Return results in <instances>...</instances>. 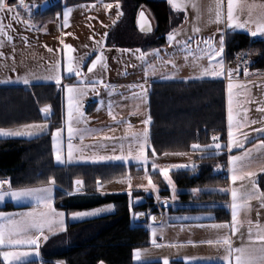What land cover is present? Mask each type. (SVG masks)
<instances>
[{"label": "trees", "instance_id": "obj_1", "mask_svg": "<svg viewBox=\"0 0 264 264\" xmlns=\"http://www.w3.org/2000/svg\"><path fill=\"white\" fill-rule=\"evenodd\" d=\"M16 0H7L15 2ZM97 0L55 1L42 9L32 11L34 19H51L60 15L63 8L81 2ZM115 1L122 10L121 19L106 36L107 46L140 47L143 50L162 46L166 34L183 21V14L174 12L164 0H100ZM146 8L154 19L155 26L149 34L137 31L135 18L140 9ZM144 10V9H143ZM252 51L257 56L250 70H264V37L252 38L248 33L236 30L226 33L225 60L233 62L242 51ZM75 78L63 77L56 83H35L30 86H0V128H11L23 124L44 121L48 132L38 137H0V180L10 181V187L39 185L55 180L54 206L69 211L91 209L111 204L113 211L101 216L66 223L65 230L48 236L40 246L41 259L17 264H134L132 251L137 247L149 246L147 228L134 221L137 211H157L154 199L140 190L127 193H100L95 190L96 182L116 180L125 175H142L145 169L134 163L57 164L53 160L50 131L64 125V99L62 87L75 83ZM58 87V89H57ZM50 107V115L44 117L41 109ZM149 125V148L152 158L165 153L193 151V144H210V134L219 135L222 145L226 143V96L223 80L160 81L150 84L147 95ZM226 146L213 158L197 156V166L173 169L170 175L174 184L182 191L181 200L207 202L192 204L183 209L207 210L214 221H227L226 192L216 191L228 185ZM219 166V171H217ZM148 174L156 181L159 195L169 190L159 172L150 169ZM82 181L84 191L74 195V181ZM259 182L264 186V173ZM192 189H199L193 193ZM136 196L144 201L132 205ZM22 206L5 202L0 210L8 211ZM0 247V251H1ZM0 264H4L0 257ZM141 264H161L147 262ZM169 264H182L171 261Z\"/></svg>", "mask_w": 264, "mask_h": 264}, {"label": "crops", "instance_id": "obj_2", "mask_svg": "<svg viewBox=\"0 0 264 264\" xmlns=\"http://www.w3.org/2000/svg\"><path fill=\"white\" fill-rule=\"evenodd\" d=\"M58 0H24V5L16 7L13 13L0 12V23L5 25L4 33L0 34V81H16L17 77H24L29 75L32 77H44L49 74V69L55 65L59 60L61 63V75L67 77L63 73V64L65 59L66 49L64 45H71L74 49L70 55L74 57L83 56L84 62L81 65L82 73L87 74L89 79H95L98 81H103V83H98L96 85L97 89H100L99 94H109L110 91H119L120 86L124 89L134 88L133 90L141 92V88L137 85H144L147 88V95L149 91L150 84L153 82L160 81H190V80H223L225 83V96H226V143L228 141V99H229V75H227V69L231 64L227 63L224 54V73L220 77H204L202 79H192V77H198L201 75V69L207 68L204 64L209 63L206 56L188 55L187 52L182 51L179 46L175 44L169 45L167 41V34L173 30L178 31L179 35L176 37L177 40H181L184 35L180 32L186 30V25L184 24V19L182 22L177 24L175 27L170 29L166 34V42L159 47H154L151 49L143 50L140 47H114L107 46L105 43L106 36L108 32L115 26V24L122 17V10L119 5V9L116 5L119 4L115 1L105 2V1H93V2H81L77 4H72L65 6L60 15H56L51 19L40 20L31 18L28 13L25 12V5H31L32 9H42L52 4ZM63 1V0H60ZM168 3V0H164ZM195 1V0H194ZM10 6L19 5V0L15 2H7ZM106 5H111V7H105ZM168 5L174 12H180L185 16L183 11H179L178 8H173L169 3ZM196 5L198 6L199 12H203V4L201 0H196ZM234 13H237V18L241 21L246 19H257L264 16V0H234L233 4ZM68 24L64 23V12L69 10ZM146 12V9L143 8ZM121 15H117V12ZM18 14V15H17ZM146 14L151 13L147 10ZM16 15L17 19H12V16ZM152 16V15H151ZM149 17V16H148ZM243 17V18H242ZM150 18V17H149ZM27 21V24L25 23ZM255 24H249L243 29H234L231 31L240 30L246 33H250L251 30H255ZM227 33V32H226ZM250 35V34H249ZM251 36V35H250ZM10 37V39H9ZM252 37V36H251ZM264 36H257L252 38H263ZM26 38V40L24 39ZM102 41V45H98L97 42ZM193 48V45L191 43ZM48 49H52L51 52ZM140 49L141 52L151 53L153 49L160 50V59H157L155 55H149L146 57L147 64L141 62L137 59L139 53L135 50ZM130 50V51H126ZM103 53L105 56L106 68L97 67L94 73H87V68L91 64L92 60L95 59L96 55ZM187 56V59L185 57ZM171 61V63L167 62ZM175 64V67H173ZM148 65L155 66V73L153 74L152 68H148ZM215 66V64H214ZM148 70L147 76H145V70ZM248 75L240 74L238 81L241 83L250 82V87H236L235 94L237 97L243 98L244 94L248 98L249 102L252 103L253 107L256 108L257 114L250 115L249 121H256V123H249V130L243 131L248 134V140L244 144V149L234 148L231 152L226 147L227 153L229 155L237 154L240 155L245 149L253 147L261 140H264V134L257 133L253 129H258L264 127V113L258 111V108L264 107V70H249ZM174 76V79L168 80L164 79L166 76ZM75 78V83H77V77ZM238 77L237 75H231V78ZM55 83L54 80H32L31 84L35 83ZM232 82V81H231ZM28 85V86H30ZM69 85V84H67ZM242 84L240 86H244ZM0 86H24L22 83H0ZM91 89V87L89 86ZM243 90H240L242 89ZM65 90V89H64ZM97 95V94H96ZM87 100V101H86ZM99 97H96L92 93L87 97H84L82 101V111L86 124H79L78 128H97L100 131L93 132V135L85 133L86 137H98L104 138L117 137L118 135V120L109 117V114L98 116L95 118L99 107ZM147 96L145 98V110L147 115ZM115 107V106H114ZM44 108V107H43ZM68 107L65 106V110ZM51 111L47 114L43 113L44 117H48ZM67 113V112H65ZM109 117V119H108ZM65 120V115H64ZM111 127V129H107ZM242 138V137H241ZM76 141L80 139L79 135L74 138ZM72 138V142L74 140ZM249 146V147H247ZM148 148V147H147ZM165 155V154H164ZM228 155V156H229ZM251 157H253L251 155ZM250 157V158H251ZM163 158L158 156L155 159ZM94 162L79 163L70 162L64 164H93ZM111 163H134V162H111ZM150 163V169L151 164ZM160 163V162H158ZM161 163H164L161 161ZM139 167H142L140 163L135 162ZM144 168V167H142ZM146 169V167H145ZM148 171V169H147ZM157 172H159L157 170ZM243 172H248V170L243 169ZM256 175L261 174L260 168L253 170ZM145 172L143 173V175ZM227 175H228V185L224 189L230 190L235 186V188L241 191L252 190V179L245 176L243 180H237L235 182L229 179L231 173L229 172L228 157H227ZM127 181L132 182L133 178L127 176ZM6 180H0L3 182ZM258 183V181L256 180ZM99 184V190L98 189ZM156 184V183H155ZM157 185V184H156ZM120 185L114 187H106L104 183L100 181L96 182L95 190L100 193H127L129 194L134 190H143L147 185L139 183L132 184L131 186H126L119 188ZM158 187V185H157ZM169 187V186H168ZM258 187V185H257ZM9 188L8 184L0 185V190ZM55 189V187H54ZM159 189V188H158ZM85 189L82 185L81 190L78 193L83 192ZM182 189H176L175 195L178 196ZM73 192H76L74 185ZM228 198L226 201L228 210L227 221H214L213 215L207 210H187L183 209L186 206L192 204H204L207 202H199L194 200H181L177 201L172 199L173 192L169 189L168 194L164 196L159 195L151 191L145 192L146 195L152 196L154 199V206L158 209L157 211H137L134 214V221L143 224L149 233V246L137 247L134 250L139 249L143 258L139 261L133 259L132 251V262L134 264H141L147 262H160L163 264V260L167 258L169 262L178 261L182 264H225V257L227 256L226 248L222 244L216 243L218 238L228 236L232 247L239 248L241 246H253L258 247L259 241L256 240L257 236V225H259V217L255 219L254 214H252L253 209L256 205L248 204L247 208L241 209L237 220V230L233 234L231 228L225 229H214L209 227L212 224L228 223L231 225V195L230 191H226ZM159 196V201L156 197ZM9 201V200H7ZM5 201V202H7ZM144 199L142 197H135L131 201L132 205H138L142 203ZM167 201L165 204L164 202ZM192 201L193 203H187ZM10 202V201H9ZM3 205L0 204V206ZM29 205L28 203L19 204L17 206ZM113 208V206H112ZM113 211V210H112ZM174 211H183L184 213H196L202 215L201 217H191V218H179L175 217ZM252 211V212H251ZM137 214H140L137 216ZM101 216V215H98ZM97 217V216H96ZM155 218L154 220L152 218ZM92 218V217H89ZM87 219V218H85ZM83 220V219H82ZM75 222L68 220L65 222ZM203 225V226H201ZM264 227V224L260 225ZM153 229H155V235H153ZM251 230V239H250ZM153 240H155L157 245L161 247H156L153 245ZM44 239H40L42 244ZM212 241V243H209ZM253 241H256L253 243ZM40 244V245H41ZM3 248V246H0ZM38 259H41L39 256ZM35 259V260H38ZM56 264H64L61 261H57ZM232 264H235L234 257L232 258Z\"/></svg>", "mask_w": 264, "mask_h": 264}, {"label": "snow or ice", "instance_id": "obj_3", "mask_svg": "<svg viewBox=\"0 0 264 264\" xmlns=\"http://www.w3.org/2000/svg\"><path fill=\"white\" fill-rule=\"evenodd\" d=\"M168 3L173 8L181 7L180 4L177 3V0H168ZM234 0H228L227 5V17H226V29H243L246 28L249 24H255V31H250V35L252 37H257L258 35L264 36V16L257 18L255 20L249 18L246 20H239L234 15V8H233ZM24 5V0H19V5L10 6L6 3V0H0V12H8L13 13L16 7ZM195 7V5H193ZM107 7H111V5H106ZM116 8L119 9V4L116 5ZM69 10L64 12V23L65 25L68 24V17H69ZM18 15V14H17ZM117 15H121L119 11ZM144 13L141 12L138 18V25L140 26L141 31L150 32L151 28L147 24V21L141 22ZM12 19H17V16H12ZM224 20V15L221 10V3L220 0H217L216 9H215V19L214 22L219 24ZM212 22V21H210ZM27 24V21H25ZM5 25L0 23V34L4 33ZM194 32H199L198 28L193 29ZM218 31H220L218 29ZM107 35V34H105ZM179 33L176 30H173L167 34V41L169 45L175 44L179 46L182 51L188 53V55H192L193 49L191 43L193 41V37H188L187 40L181 41L177 40L176 37ZM10 39V37H9ZM26 40V38H24ZM98 45H102V41L97 42ZM196 51L201 53V56H206L209 61V65L207 68L201 69V75L198 77H192V79H202L206 76L212 77H220L223 75L225 69L223 67V63L216 64L217 58H220L222 61L223 53L226 47V33L220 32V40L218 42L219 47L217 48L216 43L214 42L212 37H209L206 40H196ZM203 44V47H201ZM66 49L65 52V59L63 64V73L67 77H72L75 75L77 79L76 84H69L64 85V89L67 93L68 98V112H67V131L69 136V144H68V162H71L73 159V150L74 146L71 143V140L74 135H79L81 140L84 137L85 133H92L100 131L99 129H89L86 126L83 128L74 127V125L78 124H86L84 119V113L81 111L82 108V101L85 96H87L89 91V86L91 87V91L93 93L99 94L97 92L96 85L98 83H103V81H98L95 79H89L87 74L82 73L81 65L84 62V57H74L70 55L71 52L74 51L71 45H64ZM49 52L52 49H48ZM130 51V50H126ZM136 53H139L137 59L141 62L147 64L146 57L149 55H155L157 59H160V50L153 49L151 53L141 52L140 49L135 50ZM2 55V54H0ZM105 56L101 52L100 54L96 55L95 59L92 60L91 64L87 68V73H94L97 67L106 68L105 63ZM187 59V56L185 57ZM171 63V61H167ZM245 64L249 63L248 61H244ZM215 64V66H214ZM175 67V64H173ZM148 68H152L153 74L155 73V66L148 65ZM234 71H239V66L237 69L228 68L227 72L229 73V83H228V90H229V99H228V141H227V149L231 152L234 148L236 149H244V144L248 140V134L246 132L242 133L240 130L248 126L249 123H256V121H249L247 118V109H244V118L241 120L239 117L241 113L236 111L233 108V99H232V89L234 87H242L240 85H234L231 82V74ZM148 70H145V76H147ZM245 75H248L247 71L245 70ZM174 76H166L164 79H174ZM32 80L40 81H52L54 80L57 85H60L62 82V75H61V63L58 60L55 65H53L49 69V74L44 77H32L29 78V75H25L24 77H17L16 81L8 80V81H0V83H22L25 86L30 85ZM137 87L141 88L140 97L141 99L146 98L147 96V88L144 85H137ZM112 95V92H109V96ZM109 115H112V102L109 101L108 103ZM258 111L264 113V107L258 108ZM41 112L47 114L50 112V107L45 106L41 109ZM113 120L116 119L114 115H112ZM142 123L145 125L142 132H131L130 135L132 137L133 142L136 145L135 152L131 145L128 148V154L124 155V145H120L121 155H114V156H101L96 155L91 157L92 162L100 163L104 161H129L133 160L137 163L147 165L149 163V157L146 154L145 149L149 146V128L148 125L151 123V117L144 119ZM48 127L47 124H30L25 125L24 130H11V129H3L0 128V137L9 138V137H38L44 133V130ZM131 125H129V128ZM253 131L257 133L264 134V127L253 129ZM60 132L59 129L52 133L53 139V155L54 159L57 163L63 164L65 163L62 150L56 146V141L58 139V133ZM242 137V138H241ZM104 139H116L115 137H108L105 136ZM123 139V138H121ZM212 143L200 145V144H193L191 148L194 152H199L201 154V159L205 158H213L220 154V151L225 145L219 143L218 136L211 137ZM264 149V140H261L259 143L253 146L252 149H245L242 154L240 155H229L228 156V165H229V172L231 173L229 179L233 182L237 180H243L245 176L252 177V190L251 191H241L235 187L228 189H219L216 191L226 192L230 191L231 195V225L228 223H220V224H212L209 227L214 229H225L231 228L232 233L234 234L237 230V217L241 209L247 208L248 204L247 201L251 199H257L264 201V192H261L257 187V182L254 179L255 173L254 172H243V169L249 167L250 157L252 152L255 150ZM176 155H183L184 153H174ZM156 153L153 149L152 156L155 157ZM167 155V153H165ZM152 171L156 172L159 171L160 175L163 177L164 181L168 184L171 191L173 192L172 199H176V188L174 186V181L170 178V171L173 169H187L191 167L195 169L197 166L193 163L191 165H170L166 168H159V166L152 162L151 164ZM217 171H219V166H217ZM261 172H264V167L260 168ZM145 176L148 178V185L144 187V191L158 193L159 189L155 183H153L151 176L148 174L147 169H145ZM76 192L75 193H65L66 195H74L78 193L82 188V181L75 180L74 182ZM8 184L9 190H0V201H4L6 197H10L14 202H27L31 201L34 202L38 207H40L41 211H36L33 209L28 212L23 213H14V214H4L0 213V218L7 221V223H0V246L9 247V248H17L20 246L27 245L28 247L37 249L36 251H0V257H3L6 264H16V262L22 261L29 256H40V252L38 251L39 248V241L40 239L47 240L48 236L45 235V231L48 233H55L56 231H64L65 228L64 220L66 217V213L58 212L54 207V187H55V180L52 177H49L47 186L43 187H34V188H20L16 190L10 189V181H3L0 182V185ZM99 190V184L98 189ZM193 193L197 191H201L199 189H192ZM157 201H159V196L156 197ZM165 204L167 201L164 202ZM264 206V203H262ZM111 210V206L104 207V208H97L92 211H84V212H76L71 214L72 221H79L89 217H96L103 213H106ZM140 214H137L139 216ZM14 217H19V219H15ZM135 218V217H134ZM155 219L154 217L152 218ZM203 226V225H201ZM257 236L256 240L259 241L258 247L253 246H241L239 248H233L231 241L228 236H224L222 238H218L216 243L222 244L226 248L227 256L225 257V264H232V258L235 259V264H264V227L257 225ZM153 235H155V229H153ZM23 236V239L17 238ZM250 239H251V230H250ZM256 241H253L255 243ZM212 243V241H209ZM153 245L156 247H161V245H157L155 240H153ZM143 258L141 251L139 249L133 251V259L134 260H141ZM103 264V262H101ZM163 264H169V260L165 258L163 260Z\"/></svg>", "mask_w": 264, "mask_h": 264}, {"label": "rangeland", "instance_id": "obj_4", "mask_svg": "<svg viewBox=\"0 0 264 264\" xmlns=\"http://www.w3.org/2000/svg\"><path fill=\"white\" fill-rule=\"evenodd\" d=\"M202 4H203V12H199L198 10V6L196 5V0H177V3L181 5V7L178 8L179 11H183L185 16L183 17L184 19V24L187 26L186 30L180 32L184 35V37L181 39V41L187 40L188 37H193V41H192V45H193V52L195 55H200L201 53H199L198 51H196V44L195 41L196 40H206L209 37H212L214 42L216 43L217 48L219 47V40H220V32H230L231 30L234 29H226V17H227V5H228V0H220L221 3V10L223 12L224 15V20L217 24L214 22L215 19V9H216V3L217 0H201ZM195 5V7L193 6ZM25 12L28 13L30 15V13H32V11H34L35 9L31 7V5H25L24 7ZM146 9V8H145ZM147 12V9H146ZM234 15L237 17V13H234ZM148 16L150 17L153 27L155 26L154 23V19L153 17L148 14ZM243 18V17H242ZM42 20H46V19H42ZM212 21V22H210ZM175 27V26H174ZM194 28H198L200 31L199 32H194L193 29ZM218 29L220 31H218ZM256 30V29H255ZM255 30H251V31H255ZM244 31V30H243ZM178 32V31H177ZM260 35H258L259 37ZM201 47H203V44H201ZM242 52H246L249 54L250 56V60L253 62V60L255 59V57L257 56L254 52L252 51H242ZM238 55L235 56V59L233 60V62L229 63L231 64V66L229 68L232 69H236L234 67V63L237 59ZM223 63L224 64V53H223V58L222 61L220 58H217L216 60V64L219 63ZM206 67H208L209 63H205L204 64ZM227 75H229V73L227 72ZM231 75H237L238 77H233L231 78V81L234 85H242L245 84L244 86H242L243 88L245 87H250V82H244L241 83V81H238L237 79H239V72L234 71ZM206 77H211V76H206ZM236 87H234L232 89V99H233V108L236 111H239L241 113L240 115V119L243 120L244 118V109H247V118H250V115H256L258 112L257 110H255L256 108L253 107L252 103L249 102L248 98L245 96H243V98L241 96H239L240 98L237 97V94H235ZM240 89V90H243ZM134 88H128V89H124L122 88V86H120V90L119 91H110L112 92V95L109 96V94H98L96 95V93H93L91 91V89L89 88L88 94H93L96 97H99V107H98V111L97 114L95 116V118H97L98 116L102 117V115L105 114H109V109H108V103L109 101L112 102V115H114L116 117V119L118 120V135L116 137V139H104V138H98V137H83V139L81 140V138L79 140H75V136H73V142L71 141V143L74 146V150H73V159L71 162H79V163H88V162H92L91 157L96 156V155H101V156H114V155H121V150H120V145L123 144L124 145V155L128 154V148L131 145L133 152H135L136 149V145L132 140V137L130 135L131 132H142L145 125L142 123V121L146 118H148V113L146 115V110H145V98L141 99L140 97V92L133 90ZM100 89H97V92H99ZM244 91V90H243ZM62 92H63V99H64V115H65V120H64V125L62 127H56L53 128L49 133H50V140H51V150H52V156H53V160L55 163H57L54 159V155H53V139H52V133L54 131H56L57 129L60 130V132L58 133V139L55 142L56 146L58 148H60L62 150V155L64 158L65 163H70L68 162V144H69V136H68V131H67V113L68 112V108L67 110H65V106L68 107V98H67V93L64 90V86L62 87ZM85 96V97H87ZM87 101V100H86ZM115 106V107H114ZM82 111V109H81ZM83 112V111H82ZM112 115H109L110 118H112ZM108 117V119H109ZM85 120L86 117H84ZM30 124H47V122L44 121H40V122H33V123H28V124H23V125H19V126H15V127H11V128H3V129H11V130H24V126L25 125H30ZM129 125H131V127L129 128ZM78 125H74V127H78ZM149 128V125H148ZM48 127L44 130L45 132H48ZM89 129H97V128H89ZM107 129H111V127H107ZM253 130V128H251ZM249 130V127H245L242 128L240 131H246ZM93 133V132H92ZM92 133H89L90 135H93ZM21 137H25L28 138L27 136H21ZM123 138V139H121ZM220 143V142H219ZM254 146V145H253ZM249 147V146H247ZM149 148V146H148ZM148 148L145 149L146 154L148 151ZM253 147H250L248 149H252ZM233 152H231L230 154H232ZM229 155V153H228ZM233 155H237V154H233ZM197 156H201V154L199 152H194V151H189L184 153L183 155H176L174 153H167V155H163V158H159V159H155L158 156L149 158V162H155L159 168H166L170 165H191L193 164V160L197 157ZM252 156L250 158L249 161V167L245 168L246 170L249 171H253L256 170L258 168L264 167V149H260V150H255L252 152ZM118 160H112V161H104V162H100V163H109V162H117ZM164 162V163H161ZM119 162H125V163H129V162H136L133 160H129V161H119ZM160 162V163H158ZM59 164V163H57ZM64 164V163H63ZM142 167H145L147 165H143L141 164ZM152 169V167H151ZM264 172H262L261 174H258L256 179L258 181L257 185L258 188L261 192H264V186H262L261 182H259L260 177L262 176ZM160 174V173H159ZM127 176L132 177L133 181H127ZM161 178L163 179V177L161 176ZM171 178V175H170ZM252 179V177H250ZM153 183H156L155 180H153V178L151 177ZM172 179V178H171ZM164 180V179H163ZM145 184L148 185V178L145 176V174L143 175H125L122 176L116 180L110 181V182H106L104 183V185L106 187H114L117 185H120L119 188L122 187H126L131 186L132 184ZM166 183V181H165ZM48 182L43 183V184H39V185H26V186H18V187H10L11 190H16V189H20V188H34V187H43V186H47ZM166 186L168 188V190L170 189V187H168V184L166 183ZM176 189H179L178 187H176V185L174 184ZM235 187V186H234ZM159 188V187H158ZM2 190H9V188H5ZM143 193H145V191L140 190ZM251 191V190H248ZM132 192V191H131ZM136 197H142L143 196H136ZM177 198L179 196H176ZM9 200L11 203H13L14 205H19V204H24V203H28L29 205H23V207L21 208H16V209H12V210H8V211H4V210H0V213H4V214H14V213H23V212H28L31 211L33 209H36V211H41L42 209L40 207H38L34 202L31 201H27V202H14L11 200L10 197H6L4 201H0V204H4L5 201ZM7 201V202H9ZM177 201H181L180 198L177 199ZM248 204H251L252 208V204H255V207L253 209L252 214H254L253 216H255V219L259 217V225L264 224V206H262V203H264V201L261 200H257V199H251L247 201ZM187 203H193L192 201H188ZM54 204V203H53ZM21 206V205H20ZM111 206V210L103 213L101 215L107 214L112 212L113 208L111 204H104V205H99L96 206L94 208L91 209H86V210H76V211H65V210H60L57 209L56 210L58 212H64L66 213V217L64 220V224L66 221L71 220V214L76 213V212H84V211H92L94 209L97 208H104V207H108ZM172 214H175V217H179V218H191V217H201L202 215L200 214H196V213H184L183 211H174V213L172 212ZM15 219H19V217H14ZM0 223H7L6 220L0 218ZM64 227V225H63ZM65 228V227H64ZM61 231H56L55 233H58ZM55 233H48L47 231H45V235L50 236L52 234ZM20 239H23V236L17 237ZM41 243L39 242V248L38 251L40 252V245ZM2 248V247H1ZM37 249L28 247L27 245L24 246H20L17 248H9V247H3L1 249V251H36ZM39 257L36 256H29L27 258H25L22 261L16 262L17 263H21L24 261H28V260H32V259H38ZM2 261L4 264H6V262L4 261L3 257H1Z\"/></svg>", "mask_w": 264, "mask_h": 264}, {"label": "built area", "instance_id": "obj_5", "mask_svg": "<svg viewBox=\"0 0 264 264\" xmlns=\"http://www.w3.org/2000/svg\"><path fill=\"white\" fill-rule=\"evenodd\" d=\"M244 61H248L249 63L245 64ZM252 61L250 60V56L248 53L246 52H240L238 54V57L234 63V67L237 69V67L239 66V74H245V70L248 72L250 70V65H251ZM212 136H218V134L215 133H211L210 134V138ZM212 143V140H211Z\"/></svg>", "mask_w": 264, "mask_h": 264}, {"label": "water", "instance_id": "obj_6", "mask_svg": "<svg viewBox=\"0 0 264 264\" xmlns=\"http://www.w3.org/2000/svg\"><path fill=\"white\" fill-rule=\"evenodd\" d=\"M141 12L144 13V16H143L141 22H143V21H147V24H148V25L150 26V28H151V31H150V32H144V31H141L140 26H139L138 23H137L138 18H140V17H139V14H140ZM135 26H136L137 31L140 32V33H142V34H149V33H151V32L153 31V24H152V21H151V19L148 17V15L146 14V12H145L143 9H140V10L137 12V15H136V18H135ZM57 89H58V87H57Z\"/></svg>", "mask_w": 264, "mask_h": 264}]
</instances>
